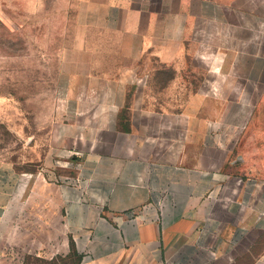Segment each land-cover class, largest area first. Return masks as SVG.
<instances>
[{
    "label": "crops",
    "instance_id": "obj_1",
    "mask_svg": "<svg viewBox=\"0 0 264 264\" xmlns=\"http://www.w3.org/2000/svg\"><path fill=\"white\" fill-rule=\"evenodd\" d=\"M16 1L63 2L0 0ZM80 1L87 27L130 41L127 71L102 85L104 99L113 90L123 97L150 41L162 45L157 62L176 67L185 35L225 24L228 15L224 0ZM138 95L125 109L138 118L126 129L92 124L80 174L21 172L0 162V243L8 250L0 263L76 252L78 264H264V179L233 173L217 157L223 150L210 131L217 126L202 114L211 96L190 92L196 106L176 114L143 106ZM123 109L96 106L93 115Z\"/></svg>",
    "mask_w": 264,
    "mask_h": 264
},
{
    "label": "rangeland",
    "instance_id": "obj_2",
    "mask_svg": "<svg viewBox=\"0 0 264 264\" xmlns=\"http://www.w3.org/2000/svg\"><path fill=\"white\" fill-rule=\"evenodd\" d=\"M224 6L225 24L207 22L203 33L185 35L173 57L180 65L162 66V45L150 41L123 97L113 90L104 99L102 85L127 71L128 39L87 27L80 0L0 2V162L21 172L80 174L93 123L126 129L138 116L125 109L140 92L143 106L179 114L196 106L190 92L203 91L211 97L202 114L217 126L210 129L217 142L209 140L223 150L217 157L233 173L264 179V0ZM115 105L124 108L117 115H93L96 106ZM7 252L0 243V254ZM21 256L24 264L79 260L74 253Z\"/></svg>",
    "mask_w": 264,
    "mask_h": 264
},
{
    "label": "trees",
    "instance_id": "obj_3",
    "mask_svg": "<svg viewBox=\"0 0 264 264\" xmlns=\"http://www.w3.org/2000/svg\"><path fill=\"white\" fill-rule=\"evenodd\" d=\"M72 253L76 254V252H72ZM76 255H77V254H76ZM78 259L80 260V257H78Z\"/></svg>",
    "mask_w": 264,
    "mask_h": 264
}]
</instances>
